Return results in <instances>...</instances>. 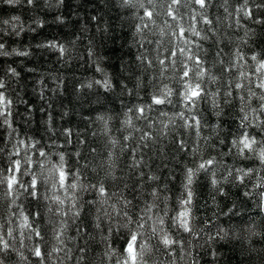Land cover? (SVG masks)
Returning <instances> with one entry per match:
<instances>
[{"label":"snow or ice","instance_id":"6c2138e0","mask_svg":"<svg viewBox=\"0 0 264 264\" xmlns=\"http://www.w3.org/2000/svg\"><path fill=\"white\" fill-rule=\"evenodd\" d=\"M27 3L32 4L33 0H27ZM120 4L139 12L137 33L151 31L158 37L155 41H148L157 46L155 63L143 53L137 58L142 63L147 62L149 67L158 65L156 79L160 82L152 84V90L143 102L128 107L123 121L127 128L140 132L138 142L120 144V152L127 154V167L136 174L137 183L131 187L127 183L122 187L116 185L121 178L115 174L116 159L111 151L107 160H101L91 168L96 177L93 179L88 174L92 161L80 164V160L85 159L80 151L70 154L59 151L53 158L52 153L44 150L40 141L34 138L16 139L7 151L5 163L6 149L3 138H0V264H8L13 253L25 264H64L59 254L63 252L70 259V250H65L64 244L69 239L67 233L71 225L77 226L81 237L88 235L95 239L82 226L89 214L94 215L97 231L106 221L109 222V231L113 227L126 230L119 251L107 244V236L103 237L106 244L104 255L114 258L115 264H162L155 259L158 254L172 256L177 247L183 248L177 239L178 234L198 235L193 212L198 181L207 179L213 188L219 190L215 169L221 165V157H203L202 145L213 150L217 145L223 146L222 156L238 157L241 162L250 160L261 166V182L257 188L260 190L259 205L264 210V50L250 55L243 51L255 33L242 23L264 25V0H120ZM213 7L223 8L225 18L233 20L230 28H244V35L234 51L226 53L227 60L224 49L219 47L222 41L213 42L217 48L214 66L219 65V75L208 66L205 60L208 52L203 48V42L216 34L215 22L210 15ZM44 46L55 49L62 57L67 54L64 45L49 42ZM3 49L4 45L0 43V55H8ZM17 55L27 53L18 52ZM10 71L13 76L17 75L14 69ZM97 71L102 72L103 68L98 66ZM170 71L172 76H168ZM167 80H172L173 84ZM95 83L106 90L112 88L106 74L103 80ZM210 86L215 87L209 90ZM141 87L138 82L135 89L128 90L129 94L139 97ZM5 88V81L0 79V126L12 129L14 133V121L10 120L12 102L5 94ZM237 100L235 131L226 130L222 119L225 106H233ZM201 104L210 106L216 123L204 119ZM169 107L178 110L170 115L166 110ZM98 119L105 120L104 117ZM135 121H145L146 129L154 131L138 128ZM177 125L191 134V142L183 135H176L173 129ZM64 135L71 143L70 132L65 130ZM166 138L179 159L195 161L193 166L183 168V191L174 208L168 207L169 197L155 185L160 177L143 172L148 165L142 150ZM123 139L131 141L133 137L125 135ZM118 143L113 140V147ZM53 147L58 146L54 144ZM73 156L77 157L74 164L71 162ZM224 172L241 184L255 174L247 166L224 167ZM109 179L111 184L107 182ZM147 182L154 184L148 192L150 200L144 196ZM125 190L134 193L132 198L125 194ZM84 193L91 194L92 199H85ZM25 201L35 210L29 209ZM42 208L48 214L47 223ZM112 221H116L115 225ZM48 226L51 240L55 241L50 248ZM209 239L215 240L216 237L210 235ZM20 249H26L29 255L26 257ZM79 251L86 252L85 249ZM85 259L86 256L79 257L77 264H83ZM171 264H175V260ZM194 264L198 262L194 260Z\"/></svg>","mask_w":264,"mask_h":264},{"label":"trees","instance_id":"16d2710c","mask_svg":"<svg viewBox=\"0 0 264 264\" xmlns=\"http://www.w3.org/2000/svg\"><path fill=\"white\" fill-rule=\"evenodd\" d=\"M210 15L215 22L216 34L209 41L203 42V48L208 52L205 56L208 66L219 75V65L214 66L217 48L213 42L222 41L219 47L224 49V58L227 60L226 53L234 51L239 38L244 35V28H230L233 20L225 18L226 14L221 7L211 8ZM139 23V12L121 6L120 0H33L32 4H28L27 0H13L12 3L0 0V43L4 45L3 51L9 53L0 55V79L5 81L4 91L12 102L13 115L10 120L14 121L15 129L13 133L12 129L0 126V138H3L6 149L5 163L7 151L16 139L34 138L40 141L44 150L52 153L53 158L59 151L69 154L80 151L85 157L80 160V164L92 161L88 174L93 179L96 177L91 168L101 160H107V154L111 151L113 159H116L115 174L121 178L116 181V185L122 187L127 183L131 187L137 183L136 174H132L127 167V154L120 152V144L138 142L140 132L127 128L123 121L128 107L143 102L152 90V84L160 82L156 79L159 75L158 65L149 67L147 62L142 63L137 58L143 53L155 63L158 55L156 44L148 43L158 37L151 31L137 33L136 26ZM242 23L255 33L249 44L251 47L247 46L243 51L250 55L264 50V25L248 21ZM49 42L64 45L69 51L62 57L56 50L44 46ZM165 46H168L167 41ZM18 52H25L27 55H17ZM98 66L104 69L112 82L110 91L92 83L105 78L97 71ZM12 69L17 75L11 74ZM227 75L225 73V77ZM168 76H172L171 71ZM138 82L142 85L139 97L130 95L128 90L135 89ZM166 82L173 84L172 80ZM89 84L92 87H88ZM212 87L215 86H210L209 90ZM238 108V100L233 106H225V116L222 119L226 130L235 131L234 117L238 115ZM166 110L171 115L178 109L169 107ZM200 111L205 120L217 122L209 105L201 104ZM98 117H104L105 120ZM135 124L138 128L146 129L145 121H135ZM65 130L70 132L71 143L67 142ZM180 132L185 138L183 129ZM125 135H131L133 139L124 141ZM188 139L191 142L192 136ZM113 140L119 142L115 147L112 145ZM54 144L58 147H53ZM220 149L223 150V146ZM208 151L214 152L211 148ZM142 155L148 165L143 172L146 175L155 173L160 177L155 185L160 187L163 195L169 197L168 207L174 208L183 191L182 165L188 158L179 159L168 139L143 149ZM76 160L77 157L73 156L71 162L74 164ZM225 162L231 164L232 158L225 157ZM238 164L242 167L256 165L252 161H239ZM107 182L112 183L110 179ZM246 183L249 185L248 189L225 186L230 198H217L221 207L214 219L213 212L216 209L211 202L210 183L207 179L198 181L193 212L197 217L195 223L198 228H203V232L195 238L186 234L178 237L183 241V249L190 251L194 258L190 264H194V260H198L199 264H216L212 257L213 251L220 254L218 264H242L256 255H241V250L246 248L243 238L247 235V230L251 228L264 232V217L259 199L256 196H243V190H251L252 181ZM153 186V182L145 183L146 199H151L148 192ZM125 194L129 198L134 195L127 190ZM83 195L85 199H92L89 193ZM24 203L29 209L35 210L32 204L27 201ZM137 203L142 205L141 201ZM160 206L163 207V203ZM229 208H232L231 212L228 211ZM41 211L45 212L47 223L48 214L43 208ZM111 223L115 225L116 221ZM82 226L95 239H90L88 235L81 237L77 226L71 225L67 233L69 239L64 244L65 250H70V259L63 252L59 254L64 264H77V259L81 256H86L83 264H115L114 258L109 259L104 255L106 244L103 237L107 236V244L119 251L124 243L123 233L126 230L113 227L109 231V222L106 221L103 228L97 231L93 214L83 220ZM219 228H224L230 237L238 239H230L228 242L218 238L210 240L209 236L215 235ZM49 229L50 226L46 228L50 248L55 241L51 240ZM190 238L191 245L188 243ZM201 244L203 247H200ZM252 244L264 247V237H253ZM79 249H85L86 252ZM181 249L177 247L172 256L158 254L155 259L162 264H171L173 260L175 264H184V252ZM20 251L26 257L29 255L26 249ZM8 264L25 262L20 261L13 253L8 258Z\"/></svg>","mask_w":264,"mask_h":264},{"label":"clouds","instance_id":"9594fccd","mask_svg":"<svg viewBox=\"0 0 264 264\" xmlns=\"http://www.w3.org/2000/svg\"><path fill=\"white\" fill-rule=\"evenodd\" d=\"M8 3H12V0H7ZM249 31L253 32L252 29H248ZM240 39V38H239ZM249 47H251V45H248ZM67 49V52L69 51L68 48ZM55 50V49H54ZM102 76H105V73H104V69L102 72H100ZM97 80H94L92 83L93 84H96ZM92 87V86H91ZM105 89V88H104ZM106 90V89H105ZM106 91H110V90H106ZM203 116V114H202ZM179 129V130H177ZM182 128H180L179 125H177V128L176 129H173V131H176V135L177 136H180L181 135V130ZM183 134L185 136V139L189 141V137H191V134L183 129ZM168 139V138H166ZM211 147H204L203 145L201 146V154L203 157H221V165L218 166L216 169H215V173H216V176L215 178L217 179V187H218V191L213 188L211 185H210V195H211V202H212V206L216 209V212H213V218L215 219L216 218V213L219 211L221 205L218 201V197L220 196H224V197H228L230 198L229 196V192L226 190V187L225 186H231L233 189L235 188H242V189H248L249 188V185L248 183H244V184H241L239 182H237L235 179H233L232 177H228L227 176V173L224 172V167H232V168H235L236 166H239V167H242L238 164V162L240 161V159L238 157H233L232 158V163L231 164H228L225 162V157L222 156L221 154V149H220V145H217L214 149V152H209L208 150L210 149ZM212 149V148H211ZM177 157H178V154H177ZM246 161H250V160H246ZM195 163V161L191 160V159H188L187 161L183 162V168L184 167H188V166H193V164ZM252 171L255 173L254 175H251L249 177L246 178V181H249L251 180L252 181V184H251V190H243V196L244 197H253V196H256L258 199L260 198L259 197V191H257V184H259L261 181H260V173H261V166H259L258 164L254 165L253 167H251ZM213 193L215 194L214 197H213ZM235 206V205H233ZM229 212L232 211V208H229L228 209ZM228 213H222V215H227ZM197 217L195 216V220H194V223L196 221ZM196 224V223H195ZM207 225V224H206ZM196 233H198V235L200 233L203 232V228H196L195 229ZM216 237V239L218 238L219 240H222V241H225V242H228L230 239H238V237H230L229 236V232L226 231L224 228H219L215 235H213ZM179 237V234L177 235V239L181 241V243L183 244V241L181 239L178 238ZM253 237H256V238H260V237H264V232H261L259 230H254V229H248L247 230V235L243 238V243L244 245L246 246L245 249H242L241 250V255H249V253H253V254H256L254 257H249V260L248 261H243L242 264H264V247H256L252 244V238ZM191 238H195V237H191ZM191 238L189 239L188 243L189 245H191ZM206 243H209V241H205ZM211 246V244H210ZM200 247H203V245L201 244ZM183 252H184V256L182 257L183 260H184V264H190V261L194 258L191 257V253L190 251H187L185 249H181ZM219 253L213 251L212 252V257L214 259V261L216 262V264H218V260H219ZM198 264H199V261L197 260Z\"/></svg>","mask_w":264,"mask_h":264},{"label":"water","instance_id":"95a60500","mask_svg":"<svg viewBox=\"0 0 264 264\" xmlns=\"http://www.w3.org/2000/svg\"><path fill=\"white\" fill-rule=\"evenodd\" d=\"M261 210V214L263 215V217H264V210H262V209H260Z\"/></svg>","mask_w":264,"mask_h":264}]
</instances>
